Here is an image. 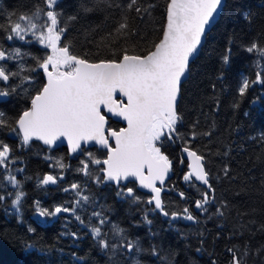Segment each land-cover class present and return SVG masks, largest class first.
<instances>
[{
  "label": "snow or ice",
  "instance_id": "snow-or-ice-1",
  "mask_svg": "<svg viewBox=\"0 0 264 264\" xmlns=\"http://www.w3.org/2000/svg\"><path fill=\"white\" fill-rule=\"evenodd\" d=\"M41 3L44 7L35 15L9 13L7 17L0 16V105L4 106L0 107V131L7 129L19 141V149L29 147L34 140L42 141L49 147L66 142L70 156H83L84 159L78 160L77 167L69 168L54 157H45L56 174L50 172L38 176L36 186H57L62 193L71 194V198L51 207L43 206L40 200H36L32 205L33 215L50 223L60 214H67L61 235L70 236L74 241L79 239L77 233L67 230V225L75 221L81 228H88L101 248L124 249L129 253L139 249V240L128 239L127 230L110 221L111 207L98 203L106 194L101 192L98 196L92 191L93 186L114 189V195L130 207L143 205L139 207L143 225H152L149 215L153 214L169 218L170 226L177 219L197 221L188 207L172 211V205H166L162 199V193L169 190L165 185L173 170V161L161 148L164 142L171 141L183 145L181 152L186 154L189 170L182 179L190 188H195L199 196L192 200L186 192L180 191V199L185 203H194L197 211L207 214L206 219L224 221L219 233L227 226L231 212H236L238 223L232 225L230 239H240L241 243L225 247L226 264H249V260H259V264H264V243L255 247L252 244L257 233L264 234V223L257 226L254 219L243 220L246 216L255 215L256 209L241 211L239 206L217 196L216 181L223 182L224 178L233 181L231 169L225 164L220 169L223 172V177H220L212 172L210 166L206 167L205 154H201L190 142L197 136L196 123L187 131H180L184 124L179 107L183 79L191 70L192 59L208 38V29L224 7V0H168L165 24L160 29L162 37L147 50L121 47L116 41L121 38L125 41L143 39L141 25L145 15H151L152 5L145 6L142 0H82L79 9L85 15L116 9L122 17V21L113 26V32L101 37L102 42L111 44L117 51L107 59L98 58L96 62L73 54L60 0H41ZM259 7L264 8V2ZM132 13H135L133 19L139 18L141 22L135 27L128 23ZM241 15L251 24L253 13L250 9L242 11ZM76 18L67 17V21H75ZM4 20H7L6 25ZM6 41L36 45L45 52L44 55L33 56L35 66H30L22 79L21 71L26 61L20 48L5 47ZM235 43V37H230L220 55L222 67L217 77L220 81L224 80L226 71L231 67L232 45ZM239 47L248 54H254L251 62L254 78L239 75L234 108L254 86L264 88V25L260 26L255 39ZM130 51L138 54H130ZM27 55L29 53H24V56ZM18 79L19 83L16 82ZM211 87L215 89L216 85ZM118 94L121 97L119 100L116 99ZM262 100L264 93L255 95L251 103L255 105ZM13 101L18 106L9 115L7 105ZM213 103L218 106L220 101L216 99ZM109 114L126 122V127L118 130L109 127ZM252 139L264 147V131ZM82 142L84 145L89 142L99 145L105 158H96L92 152H87ZM15 152L16 148L0 140V179L6 180L13 189L12 192L0 190V203L14 196L11 203L19 213V206L27 198L24 183L32 177H24L23 181L17 179V174L22 175L24 169L15 167L22 162ZM216 155L227 157L228 153ZM260 159L264 161V156ZM180 163L184 164L185 160L181 159ZM64 170L82 173L84 179L60 187L64 181ZM192 181L203 188L195 187ZM261 182L264 184V179ZM138 189L148 190L147 198L137 195ZM244 191L233 193V197L239 199ZM89 207L91 213H87ZM210 209L214 211L210 212ZM80 213H87V223ZM93 221L96 223L93 224ZM19 222L23 223L22 216ZM105 225L109 226L108 232L102 231ZM27 230L35 232L30 226ZM246 234L248 239H244ZM149 235L155 237L156 234L149 232ZM198 235L201 247L195 252L202 254L205 251L204 233ZM24 251L44 256L48 249L26 245ZM36 264H40L39 260ZM189 264H196V261L190 260ZM209 264L217 262L210 260Z\"/></svg>",
  "mask_w": 264,
  "mask_h": 264
},
{
  "label": "trees",
  "instance_id": "trees-1",
  "mask_svg": "<svg viewBox=\"0 0 264 264\" xmlns=\"http://www.w3.org/2000/svg\"><path fill=\"white\" fill-rule=\"evenodd\" d=\"M81 2L82 0H60L69 29L67 39L73 45L72 52L87 58L90 62H96L98 58L107 59L117 49L111 44L102 42L101 37L113 32V26L121 22L122 17L116 9L95 11L85 15L79 9ZM142 2L145 6L152 5L151 15L146 14L141 25L144 38L127 41L121 38L116 41L121 47L130 49L139 47L141 50H147L153 43L158 42L159 37H162L160 29L165 24L168 0H142ZM261 2L264 0H227L219 21L208 33L198 57L191 64L189 77L182 84V99L179 106L184 118L180 131H187L192 124H197L195 128L197 136L190 142L195 144L201 154H205L206 167L210 166L212 172L220 177H223L220 169L225 164L231 169L233 181L227 178H224L223 182L216 181L217 196L227 203L239 206L241 211L256 209L255 215L246 216L243 220L247 222L254 219L257 221V226L264 223V184L261 182L264 179V161L260 159L264 156V147L262 143L252 138L264 131V100L255 105L251 101L255 95L264 93V88L260 85L254 86L243 100H239L238 107H233V100L237 98L236 84L239 75L245 74L254 78L251 63L254 54L242 51L239 45L255 39L260 26L264 25V8L259 7ZM43 7L41 0H0V10H2L0 16L7 17L9 13L31 15ZM248 9L253 13L251 24L241 15L242 11ZM71 16H76V20L67 21V17ZM133 17L135 13L129 16L128 23L135 27L141 22L139 18L133 19ZM3 23L6 25L7 20ZM230 37L236 39V43L232 45L231 67L226 71L224 80L220 81L217 79L222 67L220 55ZM5 47L20 48L21 56L26 61L22 67L21 79L27 74L30 66H35L33 56L45 54L41 47L20 41H6ZM24 53L29 55L24 56ZM130 54L138 53L130 51ZM16 82L19 83L20 80ZM213 84L216 85L215 89L211 87ZM216 99L220 101L218 106L213 103ZM17 106L15 101L7 105L9 115L15 112ZM0 107L4 106L0 105ZM109 126L118 130L122 124L111 119ZM202 133H210V135H202ZM0 140L16 148L15 156L22 161L15 165L24 169L22 175L17 174V179L23 181L24 177H32V180L24 183L27 198L19 206V213L11 203L14 196L0 203V264H36L37 260L40 264H137V262L138 264H189L190 260H195L196 264H209L210 260H215L217 264H226L225 247L241 243L240 239H230L232 225L238 223L235 219V210L231 212L223 232L219 233L224 221L206 219L207 214L197 211L194 203H185L178 196V192L184 191L192 200L199 198L195 188H190L182 177L175 181L180 171L179 153L183 146L180 143L171 141L163 143L172 147L167 155L173 161L172 171L175 175L171 180H166L165 186L169 190L162 193V199L166 205H172V211L188 207L197 217V221L177 219L170 226L169 218H165L162 214H153L149 215V219L153 221L149 227L141 223L139 207L143 205L130 207L128 203L122 202L114 195V189L92 187V191L98 196L101 192L106 194L105 198L98 200V203L111 207L110 221L126 229L128 239L139 240V249L129 253L124 249L101 248L89 234L88 228H81L75 221L67 225V230L77 233L79 239L74 241L70 236L61 235L67 214H60L58 219L50 223H46L38 215H33L34 201L40 200L43 206L51 207L53 204L69 200L71 194H64L53 185L36 186L38 176L50 172L56 174L53 165L43 158L41 146H36L32 141L29 147L19 149L17 148L19 141L7 129L0 131ZM87 152H92L96 158H105L103 150L98 147H89ZM223 152H227L228 156L216 155ZM54 153H58L54 158L69 168L78 166V160L67 156V148L55 149ZM13 174H16L14 170ZM83 179L82 173L64 170V181L61 182L60 187H66L72 182L79 183ZM192 184L203 188L198 182L192 181ZM242 189L245 190L244 195L239 199L234 198L233 193H238ZM0 190L13 191L4 179H0ZM137 195L147 198V192L140 189L137 190ZM91 211L89 207L87 213ZM211 211L214 209H210ZM87 213H80L85 216L86 223ZM20 216L23 218V223L19 222ZM95 223L96 221H93V224ZM137 224L139 226H135ZM29 226L35 229L34 233L27 230ZM102 231L108 232L109 226L105 225ZM149 232L155 233V237L150 236ZM199 233H204L205 251L202 254L195 252L196 248L201 247ZM244 239H248L247 234ZM259 243H264V234L257 233L253 238V247ZM26 245H35L37 249L46 248L48 252L44 256L30 255L29 252L24 251ZM213 253L214 255H210ZM249 264H259V260L255 262L249 260Z\"/></svg>",
  "mask_w": 264,
  "mask_h": 264
},
{
  "label": "flooded vegetation",
  "instance_id": "flooded-vegetation-1",
  "mask_svg": "<svg viewBox=\"0 0 264 264\" xmlns=\"http://www.w3.org/2000/svg\"><path fill=\"white\" fill-rule=\"evenodd\" d=\"M34 142V144L37 146H41L42 147V153H43V158L45 159V157H47V156H51V157H54V155L55 154H58V153H54V150L56 149V148H53V147H49V146H46V145H43V143L41 142V141H33ZM44 146V147H43ZM67 148V147H65V146H62V147H60V148ZM84 148L86 149V151H87V148H89V147H86V146H84ZM171 146L170 145H163V147L161 148V150H163L165 153H166V155H167V153H169L170 151H171ZM57 149H59V148H57ZM61 150H63L64 151V149H61ZM67 150H68V154H67V156L68 157H70V158H72V159H76V160H83L84 159V157L83 156H78V157H74V156H70V154H69V149L67 148ZM61 152V151H60ZM180 160L181 159H184L185 160V163L184 164H181L180 162H179V165H180V171L178 172V174H177V176H176V178H175V181L177 182L178 180H180L181 179V177H183V175L185 174V172L187 171V163H188V161H187V159H186V154H182V152H181V150H180ZM189 170V169H188ZM173 175H175L174 174V172L172 171V172H170V174H169V177L167 178V180L169 179V180H171V178L173 177Z\"/></svg>",
  "mask_w": 264,
  "mask_h": 264
},
{
  "label": "water",
  "instance_id": "water-1",
  "mask_svg": "<svg viewBox=\"0 0 264 264\" xmlns=\"http://www.w3.org/2000/svg\"><path fill=\"white\" fill-rule=\"evenodd\" d=\"M226 2H227V0H224V7H225V5H226ZM224 7L220 10V14H218L217 16H216V19H215V21L213 22V26H210L209 27V29H208V33L210 32V30L215 26V24L219 21V19H220V17H221V14H222V12H223V9H224ZM205 42H206V40L204 41V43H203V46H204V44H205ZM202 46V47H203ZM202 47L200 48V51H201V49H202ZM200 51L198 52V54L196 55V57L194 58V59H192V61H191V64H192V62L198 57V55H199V53H200ZM189 74H190V72L187 74V76L183 79V83L188 79V77H189ZM182 83V84H183ZM121 97L119 96V94L116 96V99H120ZM105 112L107 111L106 109L104 110ZM108 126L110 125V122H111V119L112 120H114V121H117V122H120L121 124H122V126L121 127H126V122H123L121 119H119V118H114L112 115H108ZM110 127V126H109ZM120 127V128H121ZM113 129H115V128H113ZM42 142V141H41ZM43 143V142H42ZM62 146H65V147H67V144H66V142H63V143H61V142H58L56 145H53V146H51V147H53V148H60V147H62ZM82 146L84 147V146H86V147H98L99 149H100V146L99 145H95L94 146V142H89V144H87V145H84L83 144V142H82ZM143 191H145V192H147L148 193V190H143Z\"/></svg>",
  "mask_w": 264,
  "mask_h": 264
},
{
  "label": "rangeland",
  "instance_id": "rangeland-1",
  "mask_svg": "<svg viewBox=\"0 0 264 264\" xmlns=\"http://www.w3.org/2000/svg\"><path fill=\"white\" fill-rule=\"evenodd\" d=\"M36 14V13H35ZM35 14H31V15H35Z\"/></svg>",
  "mask_w": 264,
  "mask_h": 264
}]
</instances>
